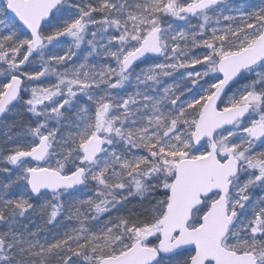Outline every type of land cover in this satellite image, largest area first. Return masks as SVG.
I'll list each match as a JSON object with an SVG mask.
<instances>
[{
  "label": "snow or ice",
  "instance_id": "obj_1",
  "mask_svg": "<svg viewBox=\"0 0 264 264\" xmlns=\"http://www.w3.org/2000/svg\"><path fill=\"white\" fill-rule=\"evenodd\" d=\"M0 264H264V0H0Z\"/></svg>",
  "mask_w": 264,
  "mask_h": 264
},
{
  "label": "trees",
  "instance_id": "obj_2",
  "mask_svg": "<svg viewBox=\"0 0 264 264\" xmlns=\"http://www.w3.org/2000/svg\"><path fill=\"white\" fill-rule=\"evenodd\" d=\"M36 223H37V224H40V223H42V222H41L39 219H37V220H36Z\"/></svg>",
  "mask_w": 264,
  "mask_h": 264
},
{
  "label": "rangeland",
  "instance_id": "obj_3",
  "mask_svg": "<svg viewBox=\"0 0 264 264\" xmlns=\"http://www.w3.org/2000/svg\"><path fill=\"white\" fill-rule=\"evenodd\" d=\"M177 79H179V77H177Z\"/></svg>",
  "mask_w": 264,
  "mask_h": 264
}]
</instances>
